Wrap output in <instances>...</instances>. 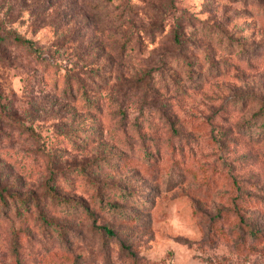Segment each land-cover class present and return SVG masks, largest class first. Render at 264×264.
I'll list each match as a JSON object with an SVG mask.
<instances>
[{
	"label": "rangeland",
	"instance_id": "obj_1",
	"mask_svg": "<svg viewBox=\"0 0 264 264\" xmlns=\"http://www.w3.org/2000/svg\"><path fill=\"white\" fill-rule=\"evenodd\" d=\"M0 264H264V0H0Z\"/></svg>",
	"mask_w": 264,
	"mask_h": 264
},
{
	"label": "trees",
	"instance_id": "obj_2",
	"mask_svg": "<svg viewBox=\"0 0 264 264\" xmlns=\"http://www.w3.org/2000/svg\"><path fill=\"white\" fill-rule=\"evenodd\" d=\"M14 40H16L17 42H28L29 40L26 38H22L21 36L14 34L12 37ZM71 84H69V90H71ZM51 189L54 188V186L51 185L50 187ZM52 195L55 196L56 195V191L55 189L52 190ZM239 221L240 224L242 226V230L244 232V235L246 236H251L254 240L258 241L259 238L262 236L263 237V233L259 230V228H257V226L254 223L248 222L244 217H243V213H239ZM104 228L107 231H110L108 228H106L104 226ZM239 244H242L244 242L243 236L240 237V239L238 240Z\"/></svg>",
	"mask_w": 264,
	"mask_h": 264
}]
</instances>
